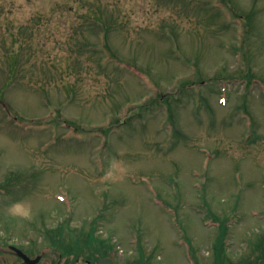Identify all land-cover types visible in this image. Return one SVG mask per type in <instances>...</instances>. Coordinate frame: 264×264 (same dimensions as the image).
Instances as JSON below:
<instances>
[{"label":"rangeland","instance_id":"1","mask_svg":"<svg viewBox=\"0 0 264 264\" xmlns=\"http://www.w3.org/2000/svg\"><path fill=\"white\" fill-rule=\"evenodd\" d=\"M7 182L0 238L96 225L181 264L188 235L213 264L216 217L237 261L264 235V0H0Z\"/></svg>","mask_w":264,"mask_h":264},{"label":"flooded vegetation","instance_id":"2","mask_svg":"<svg viewBox=\"0 0 264 264\" xmlns=\"http://www.w3.org/2000/svg\"><path fill=\"white\" fill-rule=\"evenodd\" d=\"M25 242H15L10 238H0V264H165L161 255L149 243L134 241L130 243L114 241L110 232L104 228L90 227L93 236H71L74 241H65L66 233L76 234L72 227L38 228ZM68 229L70 232H66ZM257 238L242 245L243 253L239 259L226 264H264V242ZM131 244V245H130ZM187 244L185 261L181 264H195V252L192 243ZM147 246L146 249L144 246Z\"/></svg>","mask_w":264,"mask_h":264},{"label":"trees","instance_id":"3","mask_svg":"<svg viewBox=\"0 0 264 264\" xmlns=\"http://www.w3.org/2000/svg\"><path fill=\"white\" fill-rule=\"evenodd\" d=\"M80 129V128H79ZM107 130V129H106ZM108 131V130H107ZM110 131V130H109ZM0 192H2L5 195H11L14 192V185L7 183H3L0 185ZM224 224V223H223ZM224 234V232L222 233ZM92 235V234H91ZM218 264H220V259L218 257Z\"/></svg>","mask_w":264,"mask_h":264},{"label":"clouds","instance_id":"4","mask_svg":"<svg viewBox=\"0 0 264 264\" xmlns=\"http://www.w3.org/2000/svg\"><path fill=\"white\" fill-rule=\"evenodd\" d=\"M21 207V205L18 203V204H15V205H13V208L14 209H19ZM25 214H27V213H25Z\"/></svg>","mask_w":264,"mask_h":264}]
</instances>
